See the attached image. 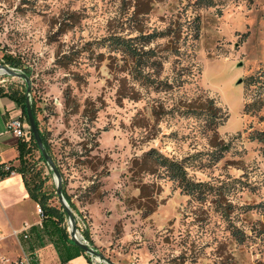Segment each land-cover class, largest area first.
<instances>
[{"label":"rangeland","instance_id":"1","mask_svg":"<svg viewBox=\"0 0 264 264\" xmlns=\"http://www.w3.org/2000/svg\"><path fill=\"white\" fill-rule=\"evenodd\" d=\"M169 25L182 28L181 54L165 49L168 38L155 40L163 85L143 88L109 40ZM0 64L30 71L38 127L62 168L82 242L115 264H264V144L250 139L264 132V0H0ZM0 86L27 89L9 74ZM206 99L221 108L217 147L207 107L188 111ZM152 149L183 162L207 185L201 195L144 162ZM28 158L53 192L40 153ZM20 200L0 187V255L18 230L6 236L2 224L33 217Z\"/></svg>","mask_w":264,"mask_h":264},{"label":"trees","instance_id":"2","mask_svg":"<svg viewBox=\"0 0 264 264\" xmlns=\"http://www.w3.org/2000/svg\"><path fill=\"white\" fill-rule=\"evenodd\" d=\"M197 1L200 3L203 0ZM199 31L200 27L197 26L196 38H198L199 36ZM182 33L183 31L181 27L175 29L174 27H172V25H169L164 31L161 32L154 31L148 34L142 32L135 37L118 36L111 38L109 41H111L110 45H112L114 51L122 54V61L129 68L128 74L132 77L135 83L143 88L153 86L159 89V87L163 85V82L157 81L156 77L158 75L157 69L162 65V61L158 58L159 52L156 50V48H152L151 44L159 38H168V43L165 49L172 51L174 54L178 53L177 55H180L181 52L178 43L181 39ZM4 61L5 64L11 65L15 68L22 66L11 56H5ZM24 72L27 76H31L29 70H25ZM184 82H186V79L179 80L178 86H182ZM158 84L161 85L159 86ZM169 87L171 88V86ZM0 97H8L13 100L20 107L22 115L28 122L26 114V92H10L6 91L3 87L0 86ZM31 103L37 121L34 102ZM205 103L206 105L200 103L195 106V108L191 105L189 107L190 110L188 111L192 112L193 114H198L197 111L207 107L209 115L208 126L211 127L215 124L214 129L211 130L212 135L210 136V144L213 147H217V141L219 139L217 134V127L219 125L218 112H221V108L215 106V101L213 99H206ZM40 134L47 152L53 158L59 171L61 172L63 178V195L67 200L71 210H74L76 209V205L74 204L72 197L66 191V182L64 180L62 168L60 167L58 161L54 159L51 144L49 143L47 136L42 131H40ZM250 139L251 141H258L264 144V132H253L250 134ZM227 149L228 147L226 148V150ZM34 150L40 153V160L46 164V161L38 148L34 136L31 133L29 142L21 141L19 143V166H10L7 170H5L6 165H0V180L10 177L13 173L21 175L25 188L31 200H33L42 210V213L40 215L42 221V229H44L46 233L57 238L60 247L61 245L63 247L67 246V251L72 249L77 253H85L81 248L75 245L70 238V234L68 231L69 225L67 226V222L69 219L68 212L63 206H61V204L54 205L52 203L55 198L58 199L56 188L53 190V192L46 191V181L41 178V172L35 171V168H33L29 162L30 160L28 157L31 156ZM222 157L223 156L221 154V156L216 157L214 161H219ZM143 158L144 162H146L147 160H151L154 165L163 168L167 172L168 177L174 182L178 183V186L190 196H195L202 193L204 188H206L207 186L204 183L196 182L191 179L183 162L175 160L174 158H169L155 149L147 152ZM232 235L240 243L245 240V234L241 229L237 227H234L232 229ZM84 237L87 241H90V236L88 234H86ZM75 255L76 254H74V256Z\"/></svg>","mask_w":264,"mask_h":264},{"label":"crops","instance_id":"3","mask_svg":"<svg viewBox=\"0 0 264 264\" xmlns=\"http://www.w3.org/2000/svg\"><path fill=\"white\" fill-rule=\"evenodd\" d=\"M18 117L24 119L20 107L8 97H0V165L18 167L19 143L30 141L27 138L18 139L8 131L10 120ZM0 187H3L4 194L20 197V201L33 214L31 219L22 220L19 225L11 223V227H8L2 224L1 228L6 236L11 234L12 228L18 230L15 233L16 238L12 237L13 239L10 240L13 241L9 244L11 249L5 250L0 255V264H17L24 257L32 259L30 264H89L91 260L86 253H77L72 249L67 251V246L60 247L57 238L42 229L41 217L40 215L37 217L33 211L38 205L31 200L21 175L15 173L0 180ZM26 224L28 229L24 230ZM25 234H28L27 239L24 237Z\"/></svg>","mask_w":264,"mask_h":264},{"label":"water","instance_id":"4","mask_svg":"<svg viewBox=\"0 0 264 264\" xmlns=\"http://www.w3.org/2000/svg\"><path fill=\"white\" fill-rule=\"evenodd\" d=\"M0 69H3L6 72V74L21 78L26 82V85H27V89H26V96H27L26 114H27V119H28V126H29V129H30L32 135L34 136V139L38 145V148H39L42 156L44 157L46 163L50 167V170L53 172L55 183H56V194L58 196V200H59L61 206H63L65 208V210L68 212V215H69V229H68V231H69L71 240L74 242L75 245H77L79 248H81L85 253H88L92 256L99 257V259L104 261L106 264H115L113 261L106 258L104 255L97 253L93 248H91L90 246H88L86 243L82 242L78 238V228H77V224H76V219H75L74 215L72 214V210H71L67 200L65 199V197L63 195V187H62L63 186V178H62L61 172L59 171L56 163L54 162L53 158L49 155V153L47 152V150L44 146V143H43V140H42V137L40 134V130H39V127L37 125V121H36V118H35V115L33 112L32 103H31V99H30V89H31L30 77L27 76L25 73L18 72L14 68H11L7 65L0 64Z\"/></svg>","mask_w":264,"mask_h":264},{"label":"built area","instance_id":"5","mask_svg":"<svg viewBox=\"0 0 264 264\" xmlns=\"http://www.w3.org/2000/svg\"><path fill=\"white\" fill-rule=\"evenodd\" d=\"M15 70L18 72H22L21 70H18V69H15ZM8 131L11 132L18 139H26L27 138L28 140H30V138H31V131L29 129V126H28L25 118L23 119L21 117H18V118H14V119L10 120V122L8 123ZM8 168H9L8 166H5V170H7ZM13 174H15V173H13ZM37 211H38V214L41 215L42 210L39 206L37 207ZM27 229H28V225L26 224L24 226V230H27ZM24 237L27 239L28 234H25ZM81 239L84 242H86L83 237H81ZM0 240H1V236H0ZM31 260L32 259H30L29 257H24L17 264H30Z\"/></svg>","mask_w":264,"mask_h":264},{"label":"bare ground","instance_id":"6","mask_svg":"<svg viewBox=\"0 0 264 264\" xmlns=\"http://www.w3.org/2000/svg\"><path fill=\"white\" fill-rule=\"evenodd\" d=\"M0 74H6V72L2 69H0ZM79 240H81V238L78 236Z\"/></svg>","mask_w":264,"mask_h":264}]
</instances>
